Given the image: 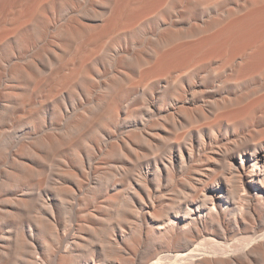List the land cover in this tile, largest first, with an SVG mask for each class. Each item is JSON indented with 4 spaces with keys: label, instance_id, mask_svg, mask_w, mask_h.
<instances>
[{
    "label": "bare ground",
    "instance_id": "6f19581e",
    "mask_svg": "<svg viewBox=\"0 0 264 264\" xmlns=\"http://www.w3.org/2000/svg\"><path fill=\"white\" fill-rule=\"evenodd\" d=\"M0 264H264V0H0Z\"/></svg>",
    "mask_w": 264,
    "mask_h": 264
}]
</instances>
